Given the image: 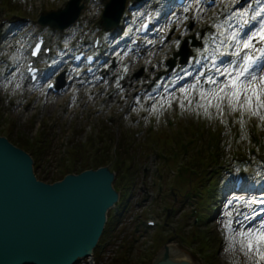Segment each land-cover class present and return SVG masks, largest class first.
I'll return each mask as SVG.
<instances>
[{
    "label": "rangeland",
    "instance_id": "374dc122",
    "mask_svg": "<svg viewBox=\"0 0 264 264\" xmlns=\"http://www.w3.org/2000/svg\"><path fill=\"white\" fill-rule=\"evenodd\" d=\"M15 1L18 3L16 6L17 11H22V14L28 15L36 22L40 13L35 4L42 2L44 4L42 6L45 8L43 13H46L64 7L68 0H44V2L43 0ZM143 1L141 5L134 8L130 0V6L128 7L127 5L125 12V18L127 19L122 23L124 27L121 26V29H118L114 35L104 30L101 25V12L103 10L99 11L93 0L86 1L85 9L80 19L63 33L44 27L43 30L49 36L55 52L51 59L46 58L43 60V65L49 67L46 77L49 80H57V75L62 72L66 73L65 92L62 95H54L48 91L47 83L39 81L36 86L30 84L23 71L24 58L25 56L27 57L29 49L28 40L23 37V31L29 21L11 16L8 10L0 4V35L3 33L4 39L0 43V133L1 136L11 137V139H17L21 134H24L32 143L37 141L42 131H45L47 157L37 169V175L42 176L48 173L50 178L61 176L62 167L67 165L68 151L76 143L83 144L87 141V144H92L89 149L81 150L79 163L87 165V168L92 167L91 161L88 160L86 154L89 152L91 153L89 157L94 160L91 170L97 167L98 154L96 153L98 152L95 149L94 139L96 140L97 136L101 135L103 125H107L110 128L107 135L112 136L113 139L110 143L111 145L103 144L102 147H105L103 148L105 150L99 149L97 151L101 153L108 151V156L116 148L118 140L122 138L124 133L125 146L131 148L135 156L136 180H134L131 190H129V203L124 206L122 202H119V197L123 196L127 191L123 186L124 180L120 183L119 178L125 172L130 161L127 160L126 164L122 165V168L117 165L121 169L117 174L114 171L116 167L114 161L111 160L110 156L106 159L107 170L115 178L114 185H116L118 196L116 206L110 209L109 212L112 216L115 214L123 216L114 225L115 233L118 237L115 239L111 238L105 242L104 246L106 248L100 253L97 264H151L152 259L160 249V245L154 240L157 233L162 234L164 243L167 242L168 237L175 236V243L182 250L188 252L196 263L210 264L199 253L189 248L176 232V228H180L181 231L191 232L192 225L194 223L198 224L194 213L191 211L197 206V200L191 199L186 195L182 196L177 191V188H179L178 171L182 165L172 166L173 161L176 160L173 157V153L169 151H175V145L161 149L158 144H152V148L148 141L152 137L158 141L156 133L160 130V133L165 135L164 137L177 138L179 134L183 133L187 142L188 136L190 137L194 133L193 123L202 124H197L202 128L218 126L217 124L222 119L216 116L214 110L211 117L206 116L203 109L197 111V100L195 97L198 96V93L193 94V99L189 103L184 94L179 91L180 87L193 82V76L186 75L189 72L187 66L181 69H177V67L172 71L171 77L175 80V89H168L166 85L167 80H169V76L166 75L169 71L167 61L173 58L182 42L192 36L202 40L201 45L194 48L196 54H193L192 59L199 57V51L205 47L204 41H211V36L215 34L216 30L213 27L215 23L224 20L232 10L248 7L250 3H253V8L256 10V5L260 2L264 4V0H242V2L241 0H218L212 7L208 6L204 1L196 0L194 3L192 0L189 5L194 9L198 6L200 7L199 19L195 18L194 11L185 13L182 10L177 12L176 5L163 18L165 15H163V5L166 0H155L158 5L154 17L155 28L151 39L148 40L147 38L146 43H143L146 47L149 41L153 40L154 49L157 52L153 61L150 62H147V56L140 57V52L143 51V48H137L135 52L128 45V42L130 43L133 38L138 36L139 22L143 18L140 13H143L144 9L149 5V0ZM172 12L180 16L182 22L169 24V19H174L171 16ZM184 16L188 17L186 21ZM162 18L165 20L160 24ZM4 20H7V23H2ZM257 23L258 21L254 20L252 27L256 26ZM166 24L168 25L167 27H165ZM247 30H251V27ZM99 33L102 34L101 52L104 53L106 62L99 70L96 78L89 80V83L85 79L80 81L74 73L69 72V69L65 68L67 62H69L67 58L70 53L72 54V49H74L71 45V40H77L75 46L79 45V49H91V42L96 34ZM202 33L203 37L201 38ZM162 35L171 37L170 43L168 42L164 47H160ZM124 38H128L125 43H123ZM177 41H179V46L176 44ZM227 58H223L225 64L227 63ZM114 63L115 68L117 67L116 69L113 68ZM101 75H107L106 79L103 81L99 80ZM147 75H151L149 79ZM182 76L187 81H181ZM177 77H179V81H177ZM144 78L146 80L143 81L142 86L138 84L137 88L125 95L124 103L121 104L115 99L110 105H104L102 99L108 100L110 98L106 94L108 91H118L121 88L130 87L132 80ZM161 82L163 86H161ZM104 83H108L106 95L101 94V90H99V87ZM76 84H82L83 86L77 89V92L74 93L75 95H72L69 87L73 86L75 88ZM141 87H143V91H141ZM91 89L94 90V95L91 94ZM138 91L143 92V94H138ZM169 94H171L170 105L167 102ZM138 96L142 97L138 99ZM162 96L164 100H161ZM181 99L185 100L183 109L180 107ZM223 119H227V127L230 133L233 132L236 137L239 135V137H242L244 134L243 127L245 126L249 135V143L255 149H257L256 146L264 142L262 133L257 129L258 117L247 115L241 117L240 114H234L228 109ZM238 119L244 120L243 126L237 123ZM150 132H153V134L147 138ZM252 133L256 135L254 136ZM199 144H201V140H199ZM158 150L160 151L158 152ZM251 150L252 153H255L254 162L256 164L249 162L251 158L241 162L242 164L249 162L255 169L252 183L248 182L249 170L247 168L244 169L248 183L247 188L243 192L244 195L247 194L254 197L255 193H252V189L264 187V153L255 152L253 148ZM33 153L35 154V150H33ZM238 164L234 165L231 170L227 169L228 175L231 177L237 175L236 173L240 170L237 167ZM209 173L212 174L211 171ZM184 176H186L185 173ZM124 177H128L127 173L124 174ZM186 178L188 177L186 176ZM257 179L259 181H256ZM185 187H187L186 184ZM258 196L260 198L264 197L263 193L258 194ZM169 204L171 205L168 206ZM173 204L174 206H172ZM246 204L245 196L242 199L235 197L225 198L219 209V214L213 217L208 224L209 228L220 230L222 232L221 236L224 238V243L221 244V247L212 251L216 256V264H249L248 259L242 252L229 250L227 230L223 227L229 219L226 213L231 211L236 216L238 212L243 211L242 206ZM249 206H252V204H249ZM261 206L264 210V205ZM168 212L171 214L167 218ZM237 219L243 220L240 217H237ZM149 221H154L156 225H149ZM261 221H264V214L253 218L248 224L254 223L250 227H256ZM165 224L166 226L164 227ZM182 226H184L183 229ZM233 226L236 227L237 225L234 224ZM134 233H136V237ZM127 241L132 243L133 249L126 254L125 249L121 248ZM195 248H197L196 245Z\"/></svg>",
    "mask_w": 264,
    "mask_h": 264
},
{
    "label": "water",
    "instance_id": "95a60500",
    "mask_svg": "<svg viewBox=\"0 0 264 264\" xmlns=\"http://www.w3.org/2000/svg\"><path fill=\"white\" fill-rule=\"evenodd\" d=\"M78 4L74 0L61 15L73 22ZM111 181L99 170L54 185L40 182L30 157L0 138V264H75L85 250L91 253L116 200ZM153 264L191 263L175 260L166 245Z\"/></svg>",
    "mask_w": 264,
    "mask_h": 264
},
{
    "label": "snow or ice",
    "instance_id": "6c2138e0",
    "mask_svg": "<svg viewBox=\"0 0 264 264\" xmlns=\"http://www.w3.org/2000/svg\"><path fill=\"white\" fill-rule=\"evenodd\" d=\"M193 11L195 18L199 19V6L195 9L191 5L183 8L185 13ZM171 16L174 19H169V24L182 22L175 12H172ZM146 19L150 22L151 14H148ZM187 19L188 17L184 16V20ZM254 20L258 23L252 27ZM167 26L166 24L165 27ZM141 27L147 30L146 23ZM213 27L216 31L211 36V41L205 40L204 49L198 53L200 60L203 61L200 69L196 73H186L193 76V82L180 87L179 91L189 103L193 99V94L198 93L195 97L197 111L203 109L206 116L211 117L214 110L216 116L223 119L226 110L230 109L232 113H238L241 117L255 116L264 122V7L255 11L250 7L234 9ZM249 27L251 30H247ZM176 44L179 46V41ZM39 52L38 45L33 55H39ZM224 57L230 58L226 64ZM30 71L35 78L37 70ZM161 100H164L163 96ZM167 102L171 104V94ZM180 107L182 109L185 107L184 99L180 100ZM237 123L243 126L244 120L238 119ZM245 203L264 205V198L250 200L245 198ZM226 215L229 219L223 227L227 230L229 250L242 252L249 264H264V221L256 227H248L244 223V220L251 221L255 218V210L251 214L241 211L234 216L230 211ZM240 216L243 220L237 219ZM234 224L237 226L234 227Z\"/></svg>",
    "mask_w": 264,
    "mask_h": 264
},
{
    "label": "trees",
    "instance_id": "16d2710c",
    "mask_svg": "<svg viewBox=\"0 0 264 264\" xmlns=\"http://www.w3.org/2000/svg\"><path fill=\"white\" fill-rule=\"evenodd\" d=\"M199 130H202L201 127L198 128ZM206 131V130H205ZM216 135V132L214 131L213 133V137ZM217 140V143H216V150L220 153V156H224V141L223 140H220L219 139H216ZM17 144L20 146V147H23L25 149H28V150H31L33 151V147H36L32 144H30V141L28 138L26 137H22L21 139H18L17 140ZM218 146H219V149H218ZM37 149L39 150V154L41 153L42 151V147H37ZM120 152L118 153V157L119 158H122L123 157V154H126L130 159H132V156H131V153H130V150H127L124 148V145L121 144L120 145ZM78 151V149H77ZM43 156V153L39 156L40 158H42ZM107 156V154H106ZM75 157H76V154H75ZM215 160H218L219 162V157ZM98 162L99 164L105 162L102 158L98 157ZM199 164V163H198ZM87 165H82L80 164L78 161H76L75 163V166H73L71 169H74V171H78V170H82L86 167ZM222 183H224V177L223 175L219 176L218 178L216 177L214 180L210 181V186L211 188L210 189H206L205 188H202V192L207 191L205 192L204 194V198L201 202V205L199 207V213L203 216V221H202V225H206L209 218L213 216V209L215 206H218L219 203H220V199L221 197L223 196L222 194ZM199 186L202 187V184H201V181L198 183ZM201 235H202V244L205 245V242L207 240H210L208 242H211L213 241V243L216 245L218 243H220V240L222 238V232H217V231H211V230H201L200 231ZM105 236H111L113 235V232L110 230H107L104 234Z\"/></svg>",
    "mask_w": 264,
    "mask_h": 264
},
{
    "label": "bare ground",
    "instance_id": "6f19581e",
    "mask_svg": "<svg viewBox=\"0 0 264 264\" xmlns=\"http://www.w3.org/2000/svg\"><path fill=\"white\" fill-rule=\"evenodd\" d=\"M148 52H151V54L148 56V60L149 61H152L153 58H154V55L156 54V50L154 49L153 47V44H151L148 48ZM141 61V60H140ZM197 69V68H196ZM146 78L144 79H140V80H132V83L130 85V87H124V88H121L120 90L118 91H115V90H111V91H108V83H104L102 84L100 87H99V90H101V94H108V97L110 96V98H108V100H105V99H102L104 105H110L111 103H113V101L116 99L119 101V103H124V98H125V95H127V93H129L131 90H134L135 88H137V85L139 84L140 86H142V83L143 81H145ZM72 85V84H71ZM76 87L74 88L73 86L69 87V91L70 93L72 92V95H75L74 93L77 92V89L78 88H81V86H83L82 84H76L75 85ZM143 88V87H141ZM91 94L94 95V90L91 89ZM105 94V95H106ZM143 96V95H142ZM142 96H138V99ZM132 106V105H131ZM29 107V106H28ZM254 210H252L251 212H247V209H244L243 212L245 213H248V214H251ZM257 210H255L256 212ZM240 219H243L242 216H240ZM248 220H245L244 223L247 224L248 227H250L251 225H253L254 223L252 224H248ZM171 251L174 253L175 255V258L178 259V260H188L190 261L192 264H198L194 261V259L190 256V255H184L183 254V251H181L178 247H176L175 245H172L171 246ZM87 250H85V256H83L81 259H80V263L81 264H86L87 262ZM89 262V261H88Z\"/></svg>",
    "mask_w": 264,
    "mask_h": 264
}]
</instances>
